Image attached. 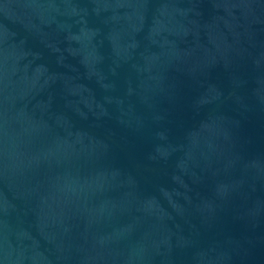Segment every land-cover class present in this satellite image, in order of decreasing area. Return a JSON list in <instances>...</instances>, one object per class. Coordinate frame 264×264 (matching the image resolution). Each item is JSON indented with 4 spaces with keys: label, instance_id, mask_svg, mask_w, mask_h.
Segmentation results:
<instances>
[{
    "label": "water",
    "instance_id": "95a60500",
    "mask_svg": "<svg viewBox=\"0 0 264 264\" xmlns=\"http://www.w3.org/2000/svg\"><path fill=\"white\" fill-rule=\"evenodd\" d=\"M0 264H264V0H0Z\"/></svg>",
    "mask_w": 264,
    "mask_h": 264
}]
</instances>
